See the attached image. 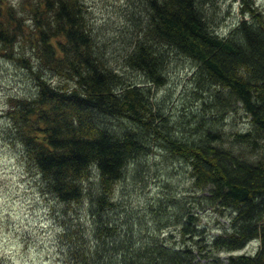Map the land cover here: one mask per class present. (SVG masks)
<instances>
[{"label":"trees","instance_id":"trees-1","mask_svg":"<svg viewBox=\"0 0 264 264\" xmlns=\"http://www.w3.org/2000/svg\"><path fill=\"white\" fill-rule=\"evenodd\" d=\"M241 2L239 17L221 35L205 0H136L137 8L124 12L128 43L116 66L124 72L97 43L81 0H21L20 7L0 0V58L25 72L32 87L8 95L0 135L34 170L44 198L60 205L59 264H221L219 251L228 253L227 264H264V163L224 147L211 115L187 113L193 131L177 135L158 93L148 92L168 83L173 51L191 60L203 109L220 117L241 109L264 136V16ZM238 137L264 153V141L251 131ZM156 146L189 166L193 185L206 191L198 203L227 211L228 225L210 241L193 238L203 229L194 227L187 198L159 196L157 208L175 221L141 228L142 213L117 183L140 175ZM172 223L188 242L168 244L156 232ZM252 239L260 244L254 254L232 253Z\"/></svg>","mask_w":264,"mask_h":264},{"label":"rangeland","instance_id":"rangeland-1","mask_svg":"<svg viewBox=\"0 0 264 264\" xmlns=\"http://www.w3.org/2000/svg\"><path fill=\"white\" fill-rule=\"evenodd\" d=\"M14 5H20L21 0H7ZM32 1V0H30ZM87 10V17L93 25L92 32L97 37L98 44H104L109 55L111 64L116 67L121 62L120 51L125 50V43L122 35L127 34V20L124 19V12L137 8L136 0H81ZM211 1V2H210ZM205 0L207 13L211 18L210 24L219 34H227L232 26V21L239 17L240 8L243 5L241 0ZM256 10L261 11L264 16V0H248ZM20 7V6H19ZM126 13V12H125ZM169 55V71L167 73L168 83L163 86L151 87V98L158 93L162 100L163 117L182 130H176L177 135H188L193 131L194 123L189 112L197 113L199 116L210 118L215 121L222 135V144L233 152L237 157L251 163H264V153L258 146L238 137L239 133L251 131L258 143L264 141V136L254 132L249 118L241 109L229 110L223 117L208 109H203L198 86L191 81L192 62L188 58L173 51ZM0 58V129L5 121L1 112L6 109L8 95L26 93L31 90V82L25 77V72L12 68ZM120 70V68H118ZM120 71L127 72L125 69ZM132 80H138L136 73ZM143 82V81H142ZM141 82V83H142ZM139 83V82H138ZM139 83V84H141ZM29 85V86H28ZM156 91V92H155ZM197 94V95H196ZM203 109V110H202ZM208 110V111H207ZM205 114V115H204ZM219 117V118H218ZM218 118V119H217ZM173 130H175L173 128ZM1 131V130H0ZM37 179L34 170L27 169L19 161L15 148L1 138L0 135V259L2 264H59L61 257L60 241L58 233L61 225L57 220V211L60 205L50 204L44 198L35 183ZM125 187L131 193L132 209L141 212L143 229L145 225L150 230L156 227L158 221L174 222L173 218L168 219V214L157 208L159 196L166 199H188L187 208L195 214L193 225L200 231L194 239L205 237L210 241L213 236L222 232L228 225L227 211L220 212L207 205L204 200L198 203L201 191L192 183L189 166L180 158L172 156L166 149L156 146L152 149L141 166L140 175L135 179L129 178L125 182L117 183ZM120 192V191H119ZM118 188L115 193L118 194ZM192 197L196 199L192 202ZM177 201V200H176ZM59 206V207H58ZM83 214L81 204L72 205ZM55 208V209H54ZM171 212V211H169ZM75 216V213H73ZM146 223V224H145ZM178 224H168L156 229L161 236L165 235L166 242L179 246L180 243L189 241L179 231ZM193 235V234H192ZM197 245H203L200 240ZM258 239L248 241L242 248L232 253L254 254L259 249ZM221 264H227L225 251L217 253ZM200 258V257H199ZM203 261L202 259H198Z\"/></svg>","mask_w":264,"mask_h":264}]
</instances>
